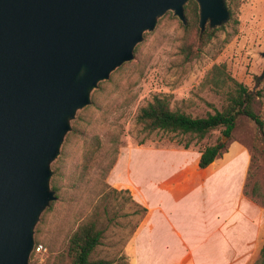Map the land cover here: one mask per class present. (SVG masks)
<instances>
[{
  "label": "rangeland",
  "instance_id": "1",
  "mask_svg": "<svg viewBox=\"0 0 264 264\" xmlns=\"http://www.w3.org/2000/svg\"><path fill=\"white\" fill-rule=\"evenodd\" d=\"M237 1L234 20L224 24L200 57L192 61L181 53L188 38L182 21L173 12L164 15L153 31L145 33L131 64L111 75L113 81L104 85L98 105L77 112L71 131L80 120L79 131L65 149L71 131L67 134L51 164L50 185L57 188L59 198L35 228V242L43 244L48 253L43 257L32 254L31 264H71L69 239L90 220H98L104 231L103 243L92 259L129 264L124 248L143 214L129 193L116 192L111 186V165L131 149L141 156L146 153L138 149L176 150L188 145L189 150H199L222 139V129L204 139L144 132L137 116L155 97L167 98L173 110L194 118L206 117L225 109L233 81H237L254 92L252 107L264 119V79H260L264 71V0ZM226 3L231 5L230 0ZM223 142H227V151L234 144L249 150L247 189L251 191L258 183L264 193V138L256 124L240 116L232 138H223ZM165 244L162 263L170 264L177 252L171 250L170 243Z\"/></svg>",
  "mask_w": 264,
  "mask_h": 264
},
{
  "label": "water",
  "instance_id": "2",
  "mask_svg": "<svg viewBox=\"0 0 264 264\" xmlns=\"http://www.w3.org/2000/svg\"><path fill=\"white\" fill-rule=\"evenodd\" d=\"M189 1L0 0V264H31L35 228L58 199L51 164L77 112L160 18L186 24ZM196 1L201 33L230 20L226 0Z\"/></svg>",
  "mask_w": 264,
  "mask_h": 264
},
{
  "label": "crops",
  "instance_id": "3",
  "mask_svg": "<svg viewBox=\"0 0 264 264\" xmlns=\"http://www.w3.org/2000/svg\"><path fill=\"white\" fill-rule=\"evenodd\" d=\"M123 152L109 182L148 212L128 240L129 264H254L264 245V207L244 196L251 154L232 145L209 167L194 149Z\"/></svg>",
  "mask_w": 264,
  "mask_h": 264
},
{
  "label": "trees",
  "instance_id": "4",
  "mask_svg": "<svg viewBox=\"0 0 264 264\" xmlns=\"http://www.w3.org/2000/svg\"><path fill=\"white\" fill-rule=\"evenodd\" d=\"M230 3L231 5L228 6V9L230 12V20H232L236 14L239 3L237 0H230ZM185 16L187 23H182V27L186 31V36L188 38L185 40L183 46H181V53L185 56L187 61H192L200 57L203 49L215 38L217 32L224 28V25L214 30H210L209 27H207V29L201 33L199 26L200 8L196 0H190L186 4ZM235 23H238L237 20H235ZM138 50L139 45L135 49V55L138 54ZM131 62L124 64L116 72H121L127 65L131 64ZM112 81L113 79H110L99 85V88L93 93L92 104L87 107V109H92L98 105V98L104 90V85L106 83H112ZM233 84L234 89L230 91L228 95V105L223 111L207 114L206 117L194 118L182 111L173 110L167 98L155 97L153 102L140 109L137 122L143 127V131L149 135L156 132H164L168 134L195 136L199 139H204L210 132L222 129V139L219 142L215 145L199 149L202 155L199 166L205 169L218 157L222 156L224 152H227V142H223V138H232L237 119L240 116H245L255 123L264 138V119L257 114L252 107L256 95L248 87L237 81H233ZM78 122H80V120L75 121V127L66 139L65 149L66 145L71 142L72 138L75 137L79 131L77 126ZM188 148L189 146L186 145L185 149ZM62 152L64 155L65 150ZM115 164L116 161L111 165L110 169H113ZM247 185L248 183H246L244 187V196L264 207V193L260 185L255 183L251 191L247 189ZM53 190L57 198H59L57 188L53 187ZM116 192L122 191L116 190ZM125 192L129 193V191ZM54 203L55 201L51 203L50 207ZM135 204L140 208L143 214V220L148 210L138 203ZM103 237L104 231L99 228L98 220H90L79 226L69 239L68 256L72 259L71 264H118L106 259H92L94 252L102 245ZM36 244L40 243L37 242ZM254 264H264V245L261 249L259 259Z\"/></svg>",
  "mask_w": 264,
  "mask_h": 264
},
{
  "label": "built area",
  "instance_id": "5",
  "mask_svg": "<svg viewBox=\"0 0 264 264\" xmlns=\"http://www.w3.org/2000/svg\"><path fill=\"white\" fill-rule=\"evenodd\" d=\"M48 253V249L43 244H36L33 254L43 257Z\"/></svg>",
  "mask_w": 264,
  "mask_h": 264
}]
</instances>
